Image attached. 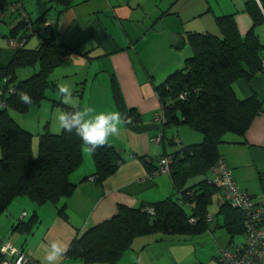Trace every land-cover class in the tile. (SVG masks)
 Here are the masks:
<instances>
[{
  "label": "crops",
  "instance_id": "1",
  "mask_svg": "<svg viewBox=\"0 0 264 264\" xmlns=\"http://www.w3.org/2000/svg\"><path fill=\"white\" fill-rule=\"evenodd\" d=\"M10 1L20 3L27 17L34 21L36 31L44 23L48 24L52 36L66 51L50 74L53 101L55 97L60 101L57 84L64 83L72 88L75 104L79 107H92L96 113L118 111L113 96L116 87L124 105L134 110L138 117L124 124L118 136L109 138V143L124 157L114 173L103 180L92 179L95 177L92 155L82 151L81 165L69 176L76 184L71 195L60 198L57 204L42 205L26 197H17L5 210L6 214L0 215V239H3L20 217L27 221L36 214L37 222L31 232L23 235L14 230L11 236H16L13 238L15 246L38 264H44L48 244L60 241L69 245L89 227L114 215L119 205L136 208L174 196L170 175H149L151 167L139 157L154 160L180 145L201 142L202 135L182 124L176 126L175 134L169 135L168 127L165 128L161 140L163 130L155 117L161 111L156 86L182 68L184 60L192 54L191 48L180 50L184 45L190 47L188 34L208 32L220 36L216 18L229 14L242 37L252 30L264 45V21L253 22L245 6L246 0H228L223 6L221 0ZM256 2L261 8L260 0ZM19 19L18 13L12 12L9 6L0 8V67L7 66L14 56L10 46L11 30ZM22 33L23 28L18 29L14 38ZM41 40L35 32L28 37L26 48L37 47ZM179 43L182 44L180 48L177 47ZM37 69V64L19 67L16 77L25 79ZM232 86L241 99L256 95L262 111L244 135L226 133L218 145V153L229 165L236 183L255 201L263 200L264 71L252 78L241 77ZM1 102L0 107L4 105ZM53 107L51 121L45 129L59 133L61 129L52 116L58 110ZM170 138L176 145H168ZM178 140L182 144L178 145ZM34 147L32 142V153L36 154ZM208 175L207 178H212L210 170ZM206 202L207 213L212 217L206 228L182 234L137 236L122 254L119 264H219L221 249L235 250L244 241V234L241 228L237 229L236 217L231 214L220 189L210 192ZM62 204L65 217L57 211V206ZM185 249L190 250L187 256L183 254ZM61 264L85 263L64 256Z\"/></svg>",
  "mask_w": 264,
  "mask_h": 264
},
{
  "label": "trees",
  "instance_id": "2",
  "mask_svg": "<svg viewBox=\"0 0 264 264\" xmlns=\"http://www.w3.org/2000/svg\"><path fill=\"white\" fill-rule=\"evenodd\" d=\"M9 0H0V8L9 6ZM16 3V2H15ZM246 0L245 6L253 22L264 21V0ZM17 12L21 17L18 10ZM29 18V16H28ZM34 26V21L31 20ZM220 36L208 32H194L187 36L192 54L184 60L183 67L168 75L156 86L161 102V111L166 120L161 124L164 139L165 128L188 125L202 135L198 143L182 144L179 148L165 152L156 159L139 157L151 167L149 175L158 170L159 158L170 157V177L174 185V196L139 207L119 205L110 218L89 227L68 245L66 257L80 259L85 264H119L122 254L130 248L133 239L140 235L182 234L197 232L207 227V196L220 189L207 178L208 172L218 158V145L226 133L244 135L255 117L262 111L256 95L237 97L233 82L241 77L252 78L263 72L264 45L250 30L242 37L236 28L232 15L216 18ZM23 33L16 37L25 38V43L13 49L14 56L7 66L0 67V215L17 197H26L36 205L47 202L57 204L59 199L71 195L76 187L69 179L83 160L81 140L74 133L63 130L59 133L45 131L39 135L37 154L32 153V136L11 117L9 110L26 112L32 105L39 104L46 89L53 85L52 70L64 58L65 50L52 36L51 30L39 34L42 38L35 48H26V41L33 32H28L23 18L12 30ZM182 44H178L180 48ZM38 65V69L25 79H17L16 69ZM115 87V86H114ZM114 100L118 111L127 122L138 120L134 110L128 109L115 87ZM26 92L32 98L31 104L20 101L18 93ZM184 98H181V95ZM63 110H71L60 101H54ZM134 113V114H133ZM168 145L176 143L170 138ZM95 177L103 180L114 173L124 162L120 150L110 143L99 148L92 155ZM155 161V163H154ZM156 164V165H155ZM201 176L196 183L190 179ZM225 200V199H224ZM230 208L236 217L237 229H242L243 218L235 208ZM151 207L152 212L146 208ZM64 205L57 206L58 214L65 217ZM33 213L27 221L20 217L13 230L29 233L36 224ZM191 218H195L191 222ZM234 221V218H233ZM220 255L218 256V263Z\"/></svg>",
  "mask_w": 264,
  "mask_h": 264
},
{
  "label": "built area",
  "instance_id": "3",
  "mask_svg": "<svg viewBox=\"0 0 264 264\" xmlns=\"http://www.w3.org/2000/svg\"><path fill=\"white\" fill-rule=\"evenodd\" d=\"M11 11L18 10L27 25L28 32L44 34L50 31L48 24L44 23L42 28L36 31L31 21L23 11L20 3L9 5ZM25 43V38L10 39V46L13 49L21 47ZM264 67V57L262 59ZM184 98L182 94L180 96ZM156 119L163 124L166 120L163 112L158 113ZM159 139V138H157ZM170 157L159 158L158 170L156 173H170ZM212 175L211 182L219 186L224 199L232 207L240 211L243 218L244 241L235 249L222 248L219 261L221 264H264V199L255 201L252 195L241 188L233 178L231 169L222 156H218L210 168ZM94 179V177H92ZM147 212H152V208H146ZM211 215H206V220H211ZM191 222L195 218L190 219ZM0 264H38L24 250L15 246L11 241L0 239Z\"/></svg>",
  "mask_w": 264,
  "mask_h": 264
},
{
  "label": "clouds",
  "instance_id": "4",
  "mask_svg": "<svg viewBox=\"0 0 264 264\" xmlns=\"http://www.w3.org/2000/svg\"><path fill=\"white\" fill-rule=\"evenodd\" d=\"M60 102L71 110H58L52 113L57 126L69 133L75 134L81 140V150L93 155L96 151L109 144V138L118 136L121 128L127 123L119 111L96 113L92 107H79L75 104L72 88L64 83L57 84ZM24 104H31L32 98L26 92L18 93ZM68 251V245L60 241H52L47 245L44 264H61Z\"/></svg>",
  "mask_w": 264,
  "mask_h": 264
},
{
  "label": "rangeland",
  "instance_id": "5",
  "mask_svg": "<svg viewBox=\"0 0 264 264\" xmlns=\"http://www.w3.org/2000/svg\"><path fill=\"white\" fill-rule=\"evenodd\" d=\"M228 0H221V4L222 6L224 5L225 2H227ZM216 34V33H215ZM29 43H27V47ZM189 48L190 47L188 45H184L180 50ZM190 56V55H189ZM31 69V68H30ZM31 71V70H30ZM23 79V78H21ZM52 92V89L48 88L45 91V97L42 98V100L40 101L39 104L36 105H32L26 112H19V111H15V110H9V113L11 115V117L13 118V120L18 123L19 126H21L22 128L26 129L27 131H29L31 133L32 136V142L34 144V150L37 154V147H38V140H39V135L41 133H44L45 131H47L45 129V126L51 121V116H50V110L53 107L54 110L57 108V110H61V106L59 107L58 105L54 104V99L53 97L50 95ZM56 100H59L58 97H55ZM2 104L4 103L3 101L1 102ZM17 119V120H16ZM169 130V135L170 133H174L176 132V126H170L167 128ZM53 133V132H52ZM57 133V132H56ZM179 136V135H178ZM181 137V136H180ZM34 154V155H36ZM0 157H1V153H0ZM209 177V175H208ZM202 177L201 176H195L192 179H190L189 184L190 183H196L199 180H201ZM23 198V197H20ZM6 214L3 213L2 216H4ZM3 218V217H1ZM1 220V219H0ZM14 230H10V234H8L5 238V240L11 241L12 243L15 242V240L13 239L14 237L11 236V234L13 233ZM20 233V232H18ZM17 233V234H18ZM25 235V233H20ZM2 239V238H1ZM23 242V240L20 241V243ZM16 243V242H15ZM17 243H19V240L17 241ZM186 244H188V246H190L191 244L189 242H186ZM209 245V244H208ZM190 250H184L183 254L185 256L189 255Z\"/></svg>",
  "mask_w": 264,
  "mask_h": 264
},
{
  "label": "water",
  "instance_id": "6",
  "mask_svg": "<svg viewBox=\"0 0 264 264\" xmlns=\"http://www.w3.org/2000/svg\"><path fill=\"white\" fill-rule=\"evenodd\" d=\"M171 43H174L173 41H171Z\"/></svg>",
  "mask_w": 264,
  "mask_h": 264
}]
</instances>
